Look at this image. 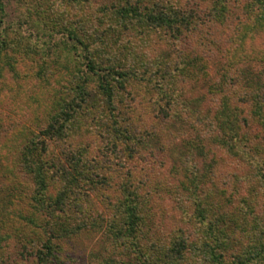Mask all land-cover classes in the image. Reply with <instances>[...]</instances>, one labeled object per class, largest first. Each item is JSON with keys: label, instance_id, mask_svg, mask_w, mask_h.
<instances>
[{"label": "trees", "instance_id": "obj_1", "mask_svg": "<svg viewBox=\"0 0 264 264\" xmlns=\"http://www.w3.org/2000/svg\"><path fill=\"white\" fill-rule=\"evenodd\" d=\"M9 1L0 0V90L9 89L18 95L22 91L19 87L26 85L24 78L30 77L37 81L32 84L50 89L45 90L48 99L31 102V125L17 127L14 122L0 139V227L6 228L0 231V264H62L67 257L62 247L84 232L98 236L103 252L96 254L97 264H248L247 257L242 260L235 253L229 254L233 251L232 233L222 227L226 215L218 212L220 203L214 199V193L224 195L225 191L213 183L231 172L241 173L232 169L245 165V180L258 183L264 196V48L251 45L247 49L243 36L251 42V33L264 29V0H248L249 17L238 22L240 34L234 38L239 40L233 41L228 52L229 63H257L260 67L242 69L234 90L224 81L208 89L215 101L210 114L195 105L200 100H191L190 92L174 94L176 84L182 80H169L170 75L165 76L163 69L158 76L153 74L145 61L138 59V55L145 57L143 54L137 53L135 64L129 67L120 52L107 59L111 48L130 46L129 41L121 40L122 36H131L138 43L144 31L163 30L177 37L193 30L199 24L193 23L197 14L186 6L197 4L196 0H74L66 6L52 5L57 29L48 34H61L63 47L76 54L77 61L74 58L71 64L60 61V43L51 47L49 41L39 42L38 35L27 39L20 23L16 28L12 26L15 22L7 19ZM225 1L215 0L208 10L209 19L224 21V13L231 10L225 8ZM45 50L54 56L51 62L63 69L59 71L63 79L54 72L47 74L44 70L41 74ZM32 54L39 56L33 59ZM202 56L184 55L181 74L191 76L186 69L199 81L209 79L208 59ZM24 62H36L37 67L27 71L33 75L21 74V66H27ZM229 67L222 65L226 77ZM154 77L162 81L157 85L161 95L141 104L147 116L138 112L135 100L127 96V85L133 78L139 91L141 86L153 91ZM93 79L97 83L90 89ZM175 119L185 121L189 132H205L208 145L199 142L197 134L187 144L189 150L194 149L196 159L169 168L168 175L157 176L149 188L161 193L169 188L177 210L185 213L188 221L197 219L202 223L200 242L190 251L199 260L191 258L186 263L182 230L178 229L171 248L146 242L159 238L152 235L155 226L149 223L146 208L147 174H140L134 183L137 172L128 174L118 168L112 172L103 165L110 159H101L93 150L101 146L110 158L135 160L140 148L149 145L150 135H164L170 142L183 135L181 130L172 129ZM186 121H190L189 127ZM78 138L79 147L71 142ZM8 150L12 154L9 164L3 162L8 159ZM231 220L237 226L257 222H238L237 217ZM260 229L264 231V222ZM13 236L19 239L14 252L2 249V242ZM256 254L258 259L252 264L264 259V242Z\"/></svg>", "mask_w": 264, "mask_h": 264}, {"label": "rangeland", "instance_id": "obj_2", "mask_svg": "<svg viewBox=\"0 0 264 264\" xmlns=\"http://www.w3.org/2000/svg\"><path fill=\"white\" fill-rule=\"evenodd\" d=\"M196 1L197 4L192 6L189 4L190 6H186L188 9H193L194 13L197 14V20L193 23L199 24L195 26L193 30H186L177 37H173L170 33L163 30L144 31L141 37L138 36V43L135 42L134 38L131 36H122L121 40L123 42L129 41L130 46L122 47L120 50H117L118 47L111 48V51L107 53V59L114 54L120 55L121 53L129 67L131 63L135 64L137 53L143 54L145 57H139L138 55V59L141 58L145 61L144 63L146 64L147 69L149 67L153 74L158 76L161 69H163L165 76L170 75V78H168L169 80H171L172 77L177 80H182L176 84V87L173 90L174 94L185 92L189 95L188 92H190L191 95H189V97L191 100H194L196 97L200 100V102H196L195 105H199L198 107H200L199 109H201L203 113L210 114V110L214 107L215 101L208 95V89L210 91V89H212L214 85H217L219 81H224L231 90H234L237 86L235 79L238 77L242 69H244V71L246 68L256 70L260 66L257 63L251 65H246L243 62L241 64H233L229 63L230 61L228 59V52L232 50L231 47L232 44H234L233 41L239 40L234 38L238 37L240 34L238 32L240 31L238 22L249 17H247L248 0H226L224 3L226 4L225 8L227 9L229 6L228 9L231 10L226 11L225 9L226 12L224 13V17L226 18L224 21L222 20L223 22L216 20L215 18L209 19L211 15L208 10L212 7L215 0ZM74 2V0H10L7 3V19L10 22H15V24L12 25L15 28L20 23L21 30L24 31L27 39L30 35L36 39V35H38L39 37L41 36L38 40L39 42L43 41L42 43H44L49 41L51 47L60 43V47L58 48V57L60 61H70L71 64L72 61H74V58L77 61L76 54H74L72 50L69 52L68 49L63 47V44L61 43V34L53 33L54 35H49L48 33L57 29V26L52 20L53 12H51L50 7L57 3L66 6ZM203 13V19L199 20V17H202ZM234 31L236 32L235 34ZM138 33L140 32L138 31ZM42 34H45L46 36H42ZM243 36L245 37V40H247V49L250 48L251 45L256 46V49L264 48V29L257 32L253 31V33H251V42H248V40H250L248 36ZM241 37L242 35L239 38ZM207 49H209L210 52H207ZM45 52L46 56L44 57L46 61L41 74L43 75L44 70L47 74L54 72L58 75L59 79H63L64 75L59 74V71L62 72L63 69L51 62L54 56L52 54L50 55L48 50H45ZM123 52H125V54H123ZM197 53H202V57L208 59L207 64L210 73L209 79H201L202 81H199L200 79L198 80L194 75L188 73L186 69L185 72L187 75L190 74L196 80L191 76H184L180 72V65L183 63V60L185 62L183 56H194ZM38 56V54L31 55L33 59H36ZM35 63L27 65V63L24 62L25 66H27L26 68H22L21 66V74L30 73L33 75V72L27 71L35 69L37 67V64ZM228 64H230V71L227 73L229 74V77H226V73L222 72V65ZM78 67H80V69L82 68V66ZM140 72L142 73L141 67ZM178 72L180 75L176 74ZM243 75L244 73L240 74L239 77L242 78ZM159 79L157 77L153 78V83H155L153 91H151L149 87L144 86H141L139 91V86L134 85L133 78L131 79L129 86L127 85V96L129 99H132L133 101L135 100L136 103L134 104L140 109L138 112L141 111L143 115L147 114L141 110V104L145 105L146 102L151 103L161 95L157 87L159 82L160 84L162 83ZM53 80L58 84L56 79ZM31 82L35 83L37 81L31 77L30 79L24 78L23 84L26 85L19 87L22 91L18 95L12 94L9 89L0 90V139L2 136L4 139L5 131L11 130L9 127H11L14 122L17 127H20L23 124L31 125L33 123L32 117H34V111L30 108L31 102L34 99L39 101L48 99V93L45 90L48 91L50 87L41 88ZM96 83V80L93 79L89 83L90 89L95 88ZM137 100L140 103L139 105L137 104ZM193 105L194 104H189V106L194 107ZM186 122L189 127L190 121ZM171 125L174 128L169 126L170 128L174 129L176 132L181 130L183 135L179 136L174 142H170L164 135H150L148 137L149 145L140 148L139 154H137L135 160L130 158L127 160L124 157L121 159H115V157L110 158V155L106 153V149L101 146L94 147L93 150L94 154L101 157V159H104L105 161L106 159H110L109 162H106L103 165L109 166L112 172L117 168L128 174L131 172H135L136 174L137 172L134 183L140 179V174H147V186L145 190L148 194V198L145 201L147 203L146 208L148 209L149 223L152 222L155 226L152 235H154V238L156 236L159 238H155V241L153 242H146L156 246H163L165 249H168L171 248L172 239L175 238V235L177 236L178 229L182 230L186 237L184 240L186 241L187 249L183 261V263H186L191 258L199 260L198 255L192 256L190 251H192V248L200 242L203 234L201 233L202 223L198 222L197 219L188 221L183 216L185 213H181L177 210L175 202L170 197L169 188L163 193L154 192L149 188V185L155 183L157 176L163 174L168 175L169 168L174 167L175 165H180L181 162H183V164L190 163L192 158L196 159L197 157L194 153V149L189 150L187 144L197 137L196 135L198 134V131L191 130L189 132L185 121L180 119H175ZM205 135V132L199 131L197 138L199 139V142L202 141L203 145L206 146L208 144L205 140ZM77 141L75 142V139H73L71 142L79 147L81 141L79 138ZM7 153L8 159L3 162L9 164L12 160V154L10 150H8ZM222 155L226 160L231 161L224 155V153H222ZM200 159L201 158H199V160ZM234 167H236L235 164ZM237 167L238 168L232 170H238L241 173L231 172L227 176L218 177L217 181L213 183V185L218 187L219 190L222 188L225 191L224 195L214 193V199L220 203L218 212H223L226 215L222 227L225 231L232 233V246H230V249H233V251H230L229 254L235 253V255L240 256L242 260L244 257H247V263L252 264L256 261L255 259H258L256 251L259 250L260 245L264 242V231L260 229L264 222V196L259 190L258 183L254 185L252 182L245 180V165H243L242 168L239 166ZM111 174L113 175V173ZM49 192H52V189H49ZM110 193L111 191L108 193L105 192V195ZM99 205H103L102 202H99ZM233 217H237L238 222H243L244 220L252 222L255 219H257V222L252 226H237L235 225V221L231 220ZM0 231L4 232L6 231V228L0 227ZM152 235H149V238H151ZM193 237L195 238L193 239ZM18 240V238L13 236V238L3 241L2 249L14 252ZM101 247L100 243H98L97 235L89 232L81 233L80 235L69 239L66 248L62 247L63 252L65 251V253H67V257L62 264H97V259L95 257L96 254H101L100 251L103 252ZM12 254L13 253H11V255ZM257 264H264V259Z\"/></svg>", "mask_w": 264, "mask_h": 264}]
</instances>
